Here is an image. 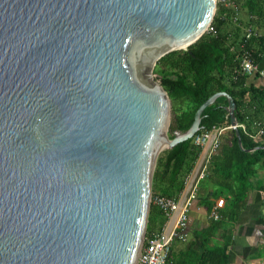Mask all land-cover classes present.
Instances as JSON below:
<instances>
[{"label": "water", "instance_id": "1", "mask_svg": "<svg viewBox=\"0 0 264 264\" xmlns=\"http://www.w3.org/2000/svg\"><path fill=\"white\" fill-rule=\"evenodd\" d=\"M217 0H0V264H135L168 137L157 60L210 26ZM247 148L246 150H251Z\"/></svg>", "mask_w": 264, "mask_h": 264}, {"label": "trees", "instance_id": "2", "mask_svg": "<svg viewBox=\"0 0 264 264\" xmlns=\"http://www.w3.org/2000/svg\"><path fill=\"white\" fill-rule=\"evenodd\" d=\"M230 1L217 0L208 32L205 31L187 49L169 51L156 62V66L166 63L170 67L167 70L154 69L153 73L172 102L168 128L171 137L176 129L186 130L193 121L196 108L209 95L220 90L227 91L234 98L238 121H245L247 111L242 107L246 102L254 107L249 112L252 116L262 117L258 113L264 108V89L247 83V75L235 74L237 60L230 47L239 39H230V34L222 30L228 11H232ZM244 3L249 15L248 22L261 23L263 26L262 33L253 35L246 43L255 57L254 60L259 62L264 53V0H245ZM246 96L251 99L247 101ZM178 101L186 102V106L178 107ZM226 104L227 99L221 95L207 105L201 113L200 127L194 135L210 129L213 125H228ZM239 130L243 148L238 145L234 129H226L220 136L219 151L211 157L207 176L213 195L229 198L230 219L237 216L244 204L248 190L253 186L251 177L256 174L258 167H264V143L251 141ZM194 135L159 153L152 176V192L177 196L183 188L184 176L192 168L200 150L193 142ZM253 146H256L254 150H246ZM258 188L264 192L263 184ZM164 221L165 217L159 207L150 203L146 231L160 229Z\"/></svg>", "mask_w": 264, "mask_h": 264}, {"label": "crops", "instance_id": "3", "mask_svg": "<svg viewBox=\"0 0 264 264\" xmlns=\"http://www.w3.org/2000/svg\"><path fill=\"white\" fill-rule=\"evenodd\" d=\"M258 64L264 70L263 56ZM246 82L261 88L264 75L248 76ZM255 142L264 143V135ZM251 148L250 151L256 146ZM219 149L220 146L212 155ZM211 157L206 175L198 182L197 197L190 209L186 228L187 238L172 242L171 259L175 264H264V192L258 188L264 185V167H258L251 177L253 186L248 190L237 216L230 219L229 198L213 195L208 184ZM201 158L199 154L191 169L197 167ZM185 192L183 182V188L177 193L179 199L184 197Z\"/></svg>", "mask_w": 264, "mask_h": 264}, {"label": "built area", "instance_id": "4", "mask_svg": "<svg viewBox=\"0 0 264 264\" xmlns=\"http://www.w3.org/2000/svg\"><path fill=\"white\" fill-rule=\"evenodd\" d=\"M229 5L235 6L233 2ZM208 29H211V26ZM253 35H258V31L254 26L248 25L239 40L230 47L237 60L234 68L235 74L264 75V70L258 66L252 51L246 46L247 40ZM236 126L253 141L264 135V118L250 120L249 115L245 114V121H237ZM230 128L233 129L230 123L224 126L213 125L210 129L194 135L193 142L200 147L199 154L202 158L197 167L191 169L184 177L186 192L182 199L178 196L150 191L149 204L159 207L165 221L160 229L145 231L135 264H175L170 255L172 242L176 239L183 241L187 238L186 228L190 209L197 197L198 182L206 175L209 159L220 146V136Z\"/></svg>", "mask_w": 264, "mask_h": 264}, {"label": "rangeland", "instance_id": "5", "mask_svg": "<svg viewBox=\"0 0 264 264\" xmlns=\"http://www.w3.org/2000/svg\"><path fill=\"white\" fill-rule=\"evenodd\" d=\"M244 1L245 0H231L230 1V2H233L235 4V6L232 7V11L230 10L231 13H230V11H228L225 23L222 26V30L225 32H228V34H230L229 38L234 39V41H237V39H239L242 36V34L245 31V28H247L248 25L254 26V28L258 31V35H260L263 31V29H261V27H263V26H261V23H249L248 22L249 15H248L247 8H246ZM230 2H229V4H230ZM206 32H208V30H206ZM254 45L256 46V44H254ZM261 56L264 57V53ZM168 68H170V67L166 63H161L157 66L155 64V66H154L155 71H156V69L157 70H161V69L167 70ZM153 75H154V73H153ZM260 85H262L261 88L264 89V82H260ZM256 87L259 88V86H256ZM249 99H251L250 96H246V100L249 101ZM171 106H172V102H171ZM177 106L180 108L185 107L186 102L178 101ZM252 107H253V105L252 106L249 105L248 102H246L245 106L242 107V109H245V111H247V114L249 115V119L250 120L263 119L264 118V108L260 109V112L258 114H261L260 116H262V117H259V116H252L249 113L254 108V107L253 108ZM171 114H172V111H171ZM170 119H171V115H170ZM169 124H170V122H169ZM248 124H249V122H248ZM251 127H252V125H251ZM167 135H168V137H171L169 130L167 131ZM166 148L167 147L162 148V150L166 149ZM199 152H200V150H199ZM198 155H199V153H198Z\"/></svg>", "mask_w": 264, "mask_h": 264}]
</instances>
